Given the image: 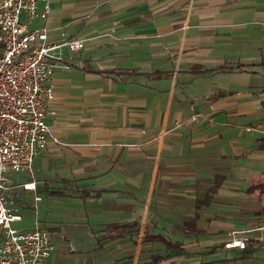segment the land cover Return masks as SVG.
<instances>
[{
	"label": "crops",
	"instance_id": "1",
	"mask_svg": "<svg viewBox=\"0 0 264 264\" xmlns=\"http://www.w3.org/2000/svg\"><path fill=\"white\" fill-rule=\"evenodd\" d=\"M49 2L29 26L83 42L54 51L47 124L61 142L19 178L36 186L19 203L42 197L34 218L20 206L19 224L50 230L49 264H264L260 230L246 249L224 247L264 222V0ZM237 63L257 66L193 71Z\"/></svg>",
	"mask_w": 264,
	"mask_h": 264
},
{
	"label": "built area",
	"instance_id": "2",
	"mask_svg": "<svg viewBox=\"0 0 264 264\" xmlns=\"http://www.w3.org/2000/svg\"><path fill=\"white\" fill-rule=\"evenodd\" d=\"M50 12L49 0H0V264H49L55 247L50 230L37 220L31 228L19 226L24 217L18 196L36 186L16 177L32 171L36 155L50 142H61L47 124L59 66L54 51L83 45L64 31L60 43H49L46 25L29 26L45 23ZM41 200L34 196L36 208ZM254 230L264 234V222L255 229L231 230L224 247L246 249Z\"/></svg>",
	"mask_w": 264,
	"mask_h": 264
},
{
	"label": "trees",
	"instance_id": "3",
	"mask_svg": "<svg viewBox=\"0 0 264 264\" xmlns=\"http://www.w3.org/2000/svg\"><path fill=\"white\" fill-rule=\"evenodd\" d=\"M2 53V46L0 45V55ZM258 65L260 67H262L264 69V58L260 61V63H258ZM257 65L256 64H243V63H237L235 67H227L225 65H221L215 69H201V67H199L198 65L197 66H194L193 67V71L194 72H198V74H206V73H210V72H213V71H226V70H232V69H245V68H248V67H256ZM262 107L264 108V99L262 100ZM223 176L221 175H217L215 178H214V181H213V185L209 188V190L206 192L205 196L203 197V199H198L196 201V204H197V208H202L204 206H208L209 204H211L213 198H214V193L218 190L219 186L221 185L222 181H223ZM257 187H263L264 189V182L258 184ZM64 192V191H63ZM59 194H63L62 192H59ZM197 219H198V216L196 215L193 219L191 220H188L185 222V225H184V231L185 233H193L195 231H197V226H196V223H197ZM155 238H158V239H162L167 245H170V244H173L171 243V241L165 239L164 237H161L160 235H156ZM158 259L159 257L157 256H154L153 257V263H157L158 262ZM152 263V264H153Z\"/></svg>",
	"mask_w": 264,
	"mask_h": 264
},
{
	"label": "rangeland",
	"instance_id": "4",
	"mask_svg": "<svg viewBox=\"0 0 264 264\" xmlns=\"http://www.w3.org/2000/svg\"><path fill=\"white\" fill-rule=\"evenodd\" d=\"M17 178H26V175H22V174H19V175H17L16 176ZM21 200V199H20ZM27 200V201H26ZM33 200L31 199V197H30V199H28V198H25V200H21V202L20 203H18L19 204V206H22L23 207V209H25L26 211H27V213H28V215L30 216V217H35V216H37V209H36V206H35V203L33 202V204L32 203H30V202H32ZM27 202H29L28 203V205H29V207L28 206H24V204H27ZM24 210V211H25ZM42 211V210H41ZM35 212H36V215H35ZM37 218V217H36ZM30 220V221H29ZM25 222L26 223H31V219H29V218H25V220H24V224H25ZM13 225L14 226H18V224L17 223H13ZM19 226H20V224H19Z\"/></svg>",
	"mask_w": 264,
	"mask_h": 264
}]
</instances>
